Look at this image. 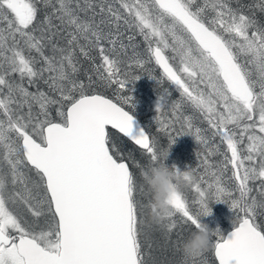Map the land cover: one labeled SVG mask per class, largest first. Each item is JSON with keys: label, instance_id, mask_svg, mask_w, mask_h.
I'll list each match as a JSON object with an SVG mask.
<instances>
[{"label": "snow or ice", "instance_id": "obj_1", "mask_svg": "<svg viewBox=\"0 0 264 264\" xmlns=\"http://www.w3.org/2000/svg\"><path fill=\"white\" fill-rule=\"evenodd\" d=\"M255 9L264 13V0L249 6L251 15L230 0H0V264H149L141 241L149 201L136 199L137 180L109 131L139 146L150 164L159 160L153 138L134 128L130 114L129 86L141 77L122 73L109 55L126 51L122 27L143 37L182 101L226 146L220 152L195 128L208 155L223 156L221 166L207 187L174 166L171 211L156 221H167L171 233L179 215L185 229L197 230L211 204L225 203L234 229L227 237L209 229L216 264H264V224L256 222L264 216V21ZM94 49L102 63L92 71L115 99L93 92L91 75L87 84L79 79L78 55L92 59ZM166 107L159 97L156 110ZM157 120L162 131L172 127ZM184 122L192 130L191 117ZM204 163L212 167L207 157ZM136 167L143 180L145 168ZM229 167L234 189L224 183ZM181 182L197 193V211ZM257 182L259 199L251 195Z\"/></svg>", "mask_w": 264, "mask_h": 264}, {"label": "rangeland", "instance_id": "obj_2", "mask_svg": "<svg viewBox=\"0 0 264 264\" xmlns=\"http://www.w3.org/2000/svg\"><path fill=\"white\" fill-rule=\"evenodd\" d=\"M199 2L203 3V0H199ZM231 4L234 5L233 3ZM123 29L126 31V33L124 32L122 35L128 36L127 33L129 31H127L125 28ZM96 50L97 52H99L98 49ZM147 53L150 54L148 51V45ZM165 55L169 57V61L174 67H179V59H173L175 53H173L169 49L165 51ZM134 56V60L142 57L141 50L135 52V55L132 54L131 59H133ZM154 64L156 65L155 61ZM147 71L148 73H146L147 76L145 78L140 76L141 78L139 80H137L133 85L129 86L131 88V93L129 94H131L134 101V107L130 108V112L135 115V117L140 121V123L144 126V128L148 131L152 138L159 136L163 137L169 144V146L171 143V137H176L178 134H182V136L177 137L175 144L172 145L177 150V153L175 155V158L170 159L167 166L169 168H173L175 166V168H178L181 171L191 169L195 177L201 181L202 187H207V182L213 181L211 172L216 171L221 166L223 156L219 153L215 155H208V151L206 150L205 146L199 143L195 138V128L201 129V134L209 140L212 147L219 146L220 152L225 151L226 146L220 143L218 137H216L213 141V130L210 128L207 121H205L202 115L198 111L193 109L189 103H187L186 101H182L179 90L166 79V77L160 70L159 74H156L152 69H147ZM150 74L151 76H149ZM149 78H151V81L153 83L152 85L154 86L152 88H148L147 86L145 87V85L148 84V80L146 79ZM142 80L144 81L141 83ZM164 80H166L168 83H165V86H162V83L165 82ZM201 87H203V85H201ZM155 89H157L158 91ZM152 90H155L156 92H151ZM161 96L165 97L167 107L158 112L156 110L157 101ZM178 102L182 103V107L179 110L174 111L172 105ZM53 114H55L54 110ZM139 117H142L143 120L139 119ZM157 117H159V120L163 121L165 124H171L172 127L168 128L167 131H162L161 124L158 122ZM184 117H191L193 124L192 130H188L185 126ZM205 157H207L212 167L209 168L205 165ZM148 160L150 161V157H148ZM173 160L174 164L171 165L170 162ZM132 164L136 165L135 161L132 162ZM140 166L146 168L145 166H142L141 163ZM140 171L141 168L137 170L138 180H140L141 178ZM230 176L231 168L229 167L228 172L224 177V183L230 189H234L235 182L229 179ZM251 186L253 187V192L251 193V195L256 196L259 199L258 192L256 191L258 182ZM180 187L181 191L187 198L192 210L197 211L199 209V205L195 203V201L198 199L197 193L193 190V188L186 186L183 182H181ZM234 195L238 196L239 194L238 192H234ZM211 208L212 214L202 217L201 222L206 224L210 230L218 229L223 235H225V233L227 232V228L231 226L234 227V214L232 210H230L229 206L225 203H213L211 204ZM259 219L262 221V224H264V216H258L256 221L257 223H259ZM175 220L177 222L178 228V239H180V242L176 243L175 245V264H185V262L186 264H214L211 259V250L209 251V249L205 251L202 256H185L182 251L181 245L182 242L188 237L186 233H190L188 232V230L191 226L185 229L180 224L181 218L179 215L175 217ZM148 228L150 229V227Z\"/></svg>", "mask_w": 264, "mask_h": 264}, {"label": "trees", "instance_id": "obj_3", "mask_svg": "<svg viewBox=\"0 0 264 264\" xmlns=\"http://www.w3.org/2000/svg\"><path fill=\"white\" fill-rule=\"evenodd\" d=\"M258 0H231V3L233 7L237 6V3L244 6V9L246 12H248L249 6H253L256 4ZM248 14H252L251 12H248ZM255 14L258 19H261L264 21V13H260L258 9H255ZM127 30V29H126ZM126 35H122V40L124 45L126 46V51H121L119 47H117V51L112 53L110 52L109 55L113 58L119 59L121 61L120 63V70L122 73H128L129 76H141L145 78L147 76L146 73H148L147 69L153 70L156 74H159L160 71L157 68V66L154 64L153 59L150 57V54L147 53V44L144 41L143 37L139 36L138 32H132L130 30ZM126 33V31L121 28V33ZM132 36L133 39L129 41L128 37ZM133 46V47H132ZM146 49H145V47ZM105 48H111L112 46L108 44L107 42L104 43ZM141 50L142 57L138 58L142 60L143 67L135 65L133 63L135 56L133 59H131L132 54L135 55V52ZM90 56L92 59L84 58L83 56L78 55V60L80 62V73H79V79L83 80L84 83H88L87 77L88 75H91L93 77V88L92 91L105 95L106 97L115 99V89L114 88H105L102 86L101 82L99 81V78L96 76V74L92 71V69L96 66L101 65L102 59L97 52L96 49L91 51ZM129 57V58H128ZM131 64V66H129ZM151 76V74L149 75ZM148 80V84L145 85L148 88L154 87L151 81V78L146 79ZM144 80L141 81V83ZM162 83V86H165V83H168L166 80ZM157 90V89H155ZM154 90V91H155ZM153 90L151 92H154ZM158 91V90H157ZM156 92V91H155ZM154 92V93H155ZM139 119H142V117H139ZM113 132L118 137V142L120 144V148L122 150V153L127 158L126 161L129 163L130 170L133 172L136 180H137V193H136V199L143 203L147 204L149 201V197L147 195L146 187L143 193L139 191V186L143 184V180L140 178L138 180V173L137 170L140 167H136L137 164L142 166L148 167L150 164V161L148 160V155L135 145H133L131 142H129L127 139L119 135L118 133ZM160 134V133H159ZM153 141L155 142L156 149L158 152L169 150V155L167 159L165 160V164L168 165L170 159L175 158L177 150L172 146L169 149V144L165 141L163 137H154ZM176 151V152H175ZM175 160V159H174ZM174 160L170 162V164H174ZM136 163V165L132 164V162ZM148 164V165H147ZM141 182V183H140ZM141 241L145 246V252L150 253L148 259L149 264H175L176 263V256L174 252L176 243L180 242V239H178L179 235L178 228L176 227L175 230H173L171 233L166 231L165 225L167 224V221H165L164 224L158 223L156 220L152 218L151 212L149 208H144L141 210ZM259 223L262 224V221L259 219ZM150 227V229L148 228ZM233 226L227 228L226 231H228ZM194 229L189 227L188 232H192ZM190 233H186L188 236ZM211 248H209V251ZM211 259L214 264H216V261L213 256V251H210Z\"/></svg>", "mask_w": 264, "mask_h": 264}, {"label": "clouds", "instance_id": "obj_4", "mask_svg": "<svg viewBox=\"0 0 264 264\" xmlns=\"http://www.w3.org/2000/svg\"><path fill=\"white\" fill-rule=\"evenodd\" d=\"M168 155V150L159 152V160L155 164H149L143 172V182L149 197L148 208L154 220L164 218L171 211V201L177 192L173 168L165 164ZM211 243L212 235L206 225L192 231L182 242L181 248L184 254L194 256L207 251Z\"/></svg>", "mask_w": 264, "mask_h": 264}, {"label": "water", "instance_id": "obj_5", "mask_svg": "<svg viewBox=\"0 0 264 264\" xmlns=\"http://www.w3.org/2000/svg\"><path fill=\"white\" fill-rule=\"evenodd\" d=\"M154 60V59H153ZM155 61V60H154ZM170 62V61H169ZM157 65V64H156ZM157 67H158V69L162 72V74L164 75V72H163V69L159 66V65H157ZM165 76V75H164ZM166 77V76H165ZM167 79V78H166ZM130 114L133 116V121H134V128H136V127H139V128H143L144 130H145V128H144V126L137 120V118L130 112ZM111 129V128H110ZM113 130V129H112ZM114 131H116V130H114ZM117 132V131H116ZM122 135V134H121ZM126 138V137H125ZM127 140H129L128 138H126ZM130 141V140H129ZM131 142V141H130ZM131 143H133V142H131ZM134 144V143H133ZM136 146V145H135ZM138 148H139V146H137ZM127 162V161H126ZM233 229L234 228H232V229H230L228 232H226L225 233V237H227L232 231H233ZM213 255H214V253H213ZM214 259H215V257H214Z\"/></svg>", "mask_w": 264, "mask_h": 264}, {"label": "flooded vegetation", "instance_id": "obj_6", "mask_svg": "<svg viewBox=\"0 0 264 264\" xmlns=\"http://www.w3.org/2000/svg\"><path fill=\"white\" fill-rule=\"evenodd\" d=\"M109 131L111 132V131H114V130H112V129H109ZM114 132H116V131H114ZM117 133V132H116ZM120 135V134H119ZM151 136V135H150ZM123 137V136H122ZM133 144V143H132ZM134 145V144H133ZM137 147V146H136Z\"/></svg>", "mask_w": 264, "mask_h": 264}, {"label": "bare ground", "instance_id": "obj_7", "mask_svg": "<svg viewBox=\"0 0 264 264\" xmlns=\"http://www.w3.org/2000/svg\"><path fill=\"white\" fill-rule=\"evenodd\" d=\"M170 63H171V62H170ZM108 98H109V97H108ZM233 228H234V227H233ZM231 229H232V228H231ZM228 231H229V230H228ZM228 231H227V232H228Z\"/></svg>", "mask_w": 264, "mask_h": 264}]
</instances>
